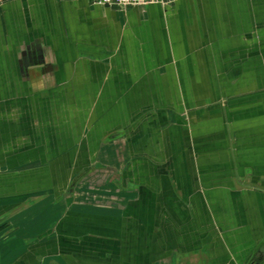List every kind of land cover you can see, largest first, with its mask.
Listing matches in <instances>:
<instances>
[{
    "label": "crops",
    "instance_id": "crops-1",
    "mask_svg": "<svg viewBox=\"0 0 264 264\" xmlns=\"http://www.w3.org/2000/svg\"><path fill=\"white\" fill-rule=\"evenodd\" d=\"M0 264H264V0H0Z\"/></svg>",
    "mask_w": 264,
    "mask_h": 264
},
{
    "label": "built area",
    "instance_id": "built-area-1",
    "mask_svg": "<svg viewBox=\"0 0 264 264\" xmlns=\"http://www.w3.org/2000/svg\"><path fill=\"white\" fill-rule=\"evenodd\" d=\"M92 4L103 7L127 8L130 6H145L149 4H160L171 6L178 0H89Z\"/></svg>",
    "mask_w": 264,
    "mask_h": 264
},
{
    "label": "clouds",
    "instance_id": "clouds-1",
    "mask_svg": "<svg viewBox=\"0 0 264 264\" xmlns=\"http://www.w3.org/2000/svg\"><path fill=\"white\" fill-rule=\"evenodd\" d=\"M31 87L36 91H44L45 90V82L43 80L39 82H34Z\"/></svg>",
    "mask_w": 264,
    "mask_h": 264
},
{
    "label": "rangeland",
    "instance_id": "rangeland-1",
    "mask_svg": "<svg viewBox=\"0 0 264 264\" xmlns=\"http://www.w3.org/2000/svg\"><path fill=\"white\" fill-rule=\"evenodd\" d=\"M90 197V195L86 196V198H84V201L87 203L90 202L92 200Z\"/></svg>",
    "mask_w": 264,
    "mask_h": 264
}]
</instances>
